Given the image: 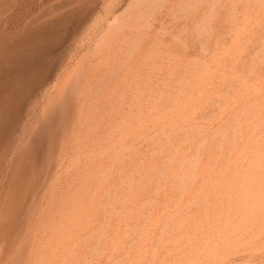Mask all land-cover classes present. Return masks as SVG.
<instances>
[{"label":"rangeland","instance_id":"374dc122","mask_svg":"<svg viewBox=\"0 0 264 264\" xmlns=\"http://www.w3.org/2000/svg\"><path fill=\"white\" fill-rule=\"evenodd\" d=\"M34 29L0 264H264V0H0Z\"/></svg>","mask_w":264,"mask_h":264},{"label":"bare ground","instance_id":"6f19581e","mask_svg":"<svg viewBox=\"0 0 264 264\" xmlns=\"http://www.w3.org/2000/svg\"><path fill=\"white\" fill-rule=\"evenodd\" d=\"M25 9V8H23ZM21 10V7H20ZM27 10V9H25ZM30 10V7H29ZM28 11V10H27ZM23 13V12H22ZM29 13V12H28ZM25 14V13H24ZM30 14V13H29ZM27 16V15H26ZM25 16V17H26ZM31 16V15H30ZM65 16V15H64ZM63 16V17H64ZM33 17V16H32ZM59 17V16H58ZM62 17V18H63ZM28 18V17H27ZM66 18V17H65ZM30 19V18H29ZM26 19V20H29ZM32 19V18H31ZM60 19V17H59ZM67 19L69 20V18L67 17ZM24 20V19H23ZM39 20V18H38ZM43 19H40V21H42ZM20 21V19H19ZM31 21V20H30ZM29 21V23H30ZM34 21V20H33ZM49 21V20H48ZM58 21V20H57ZM32 22V21H31ZM39 22V21H37ZM51 22V21H50ZM56 22V21H55ZM53 22V23H55ZM60 22V21H59ZM67 22V21H66ZM71 20L68 23H70ZM41 23V22H40ZM48 23V22H47ZM64 23V22H63ZM62 23V24H63ZM17 24V23H16ZM15 24V26H16ZM26 24V23H25ZM31 24V23H30ZM38 24V23H37ZM43 25V22L41 23ZM46 24V23H45ZM61 24V23H60ZM58 25L59 26H63V25ZM71 24V23H70ZM69 24V25H70ZM24 25V24H23ZM28 25V23H27ZM36 25V24H35ZM34 25V27H35ZM51 25V24H50ZM14 26V25H13ZM38 26V25H37ZM58 26V27H59ZM18 27V25L16 26ZM27 27V26H26ZM31 27V28H34ZM42 27V26H41ZM53 27V26H52ZM56 27V26H55ZM64 27V26H63ZM11 28V27H8ZM25 28V27H24ZM36 28V27H35ZM38 28V27H37ZM54 28V27H53ZM62 28V27H61ZM65 28V27H64ZM67 28V25H66ZM16 29V28H14ZM18 29V28H17ZM39 29V28H38ZM50 29V28H49ZM5 29H3L4 31ZM64 30V29H60ZM66 30V29H65ZM7 31V30H6ZM9 31V30H8ZM20 31V30H19ZM24 31V30H23ZM26 31V30H25ZM24 31V32H25ZM28 33L27 34H23L21 36H19V34H16L14 32H8L5 34H0V114L2 113V111H4V109L8 108L10 109V107L12 106L14 99L18 96L21 95V93H24L23 90L26 88V84H28L29 80L32 78L31 74L34 72L33 71V67L32 66V62L30 60V58L32 57L33 53L36 51V53L39 51V46L45 44V42L47 41V39H51L50 37L48 38V34L51 32H45L43 35L41 32L38 33V35H36L35 37L37 38V36H39V38H34L33 37V31L30 33L29 31L31 30H27ZM41 31V30H40ZM22 32V31H21ZM4 33V32H3ZM37 33V32H36ZM61 33V32H59ZM55 34V33H54ZM54 37V36H53ZM58 37V36H57ZM57 39V38H56ZM53 42V40H51ZM59 42V41H58ZM48 43V41L46 42ZM50 44V43H48ZM53 44V43H52ZM55 44V43H54ZM47 45V44H45ZM43 45V47L45 46ZM51 45V44H50ZM54 47V46H53ZM48 48V47H47ZM45 48V49H47ZM44 49V48H43ZM38 50V51H37ZM45 51V50H43ZM34 57V56H33ZM39 58L42 60L41 56H39ZM37 59V58H36ZM39 59V61H40ZM45 59H43L44 61ZM42 61V62H43ZM47 61V59H46ZM49 61V60H48ZM34 62V61H33ZM39 64V63H38ZM48 64V63H47ZM44 65V64H43ZM40 66V64L38 65ZM45 66V65H44ZM20 67V68H19ZM37 67V66H36ZM35 67V68H36ZM42 67V66H41ZM38 69V68H37ZM41 69V68H40ZM43 69V68H42ZM13 70H21L20 75L18 76L17 79H15V81H13L12 79H10L9 74L11 71ZM36 70V69H35ZM38 72V71H37ZM44 72V70H43ZM39 73V72H38ZM42 73V72H41ZM11 75V74H10ZM34 75V74H33ZM36 76V75H35ZM34 77V76H33ZM35 79V78H34ZM33 79V80H34ZM30 80V81H31ZM33 82V81H32ZM31 83V82H30ZM36 83V81H35ZM20 84H23V87H20ZM19 85V86H17ZM35 85V84H33ZM33 85H30L31 88ZM29 86V85H28ZM29 86V87H30ZM28 88V87H27ZM26 88V90H27ZM28 92V91H27ZM26 93V92H25ZM24 95V94H23ZM15 103V102H14ZM8 111V110H7ZM2 117V115H1ZM0 117V118H1ZM2 119V118H1ZM40 142V141H39ZM37 146V145H36ZM35 147V146H34ZM36 148V147H35ZM35 150V149H34ZM37 152V151H36Z\"/></svg>","mask_w":264,"mask_h":264}]
</instances>
